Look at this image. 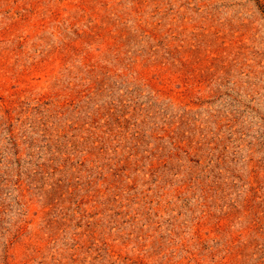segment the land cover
<instances>
[{
  "label": "rangeland",
  "instance_id": "374dc122",
  "mask_svg": "<svg viewBox=\"0 0 264 264\" xmlns=\"http://www.w3.org/2000/svg\"><path fill=\"white\" fill-rule=\"evenodd\" d=\"M0 264H264V0H0Z\"/></svg>",
  "mask_w": 264,
  "mask_h": 264
}]
</instances>
